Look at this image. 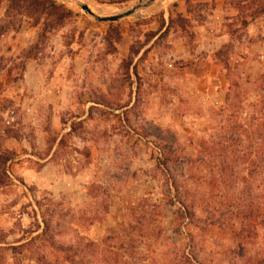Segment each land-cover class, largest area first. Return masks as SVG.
Segmentation results:
<instances>
[{
    "label": "rangeland",
    "instance_id": "374dc122",
    "mask_svg": "<svg viewBox=\"0 0 264 264\" xmlns=\"http://www.w3.org/2000/svg\"><path fill=\"white\" fill-rule=\"evenodd\" d=\"M10 5L0 264H264V0Z\"/></svg>",
    "mask_w": 264,
    "mask_h": 264
},
{
    "label": "water",
    "instance_id": "95a60500",
    "mask_svg": "<svg viewBox=\"0 0 264 264\" xmlns=\"http://www.w3.org/2000/svg\"><path fill=\"white\" fill-rule=\"evenodd\" d=\"M66 2L72 3L78 6L82 11H84L87 15L91 16L95 20L101 23H108V22H118L122 19L134 16L139 9L147 8L149 5L154 3L156 0H151L148 4H139L136 7L131 8L128 11L123 13L112 15V16H101L96 14L88 4L84 3L82 0H64Z\"/></svg>",
    "mask_w": 264,
    "mask_h": 264
},
{
    "label": "trees",
    "instance_id": "16d2710c",
    "mask_svg": "<svg viewBox=\"0 0 264 264\" xmlns=\"http://www.w3.org/2000/svg\"><path fill=\"white\" fill-rule=\"evenodd\" d=\"M51 0H11V5L9 11H31L34 14L41 15L42 11L47 12L52 8H47L46 4H50ZM8 12V14L10 13ZM54 14H56L54 12Z\"/></svg>",
    "mask_w": 264,
    "mask_h": 264
},
{
    "label": "crops",
    "instance_id": "0c3cea01",
    "mask_svg": "<svg viewBox=\"0 0 264 264\" xmlns=\"http://www.w3.org/2000/svg\"><path fill=\"white\" fill-rule=\"evenodd\" d=\"M44 163V166H43V170H51V168L53 167L54 168V164H52L51 162H49V158L42 161Z\"/></svg>",
    "mask_w": 264,
    "mask_h": 264
},
{
    "label": "bare ground",
    "instance_id": "6f19581e",
    "mask_svg": "<svg viewBox=\"0 0 264 264\" xmlns=\"http://www.w3.org/2000/svg\"><path fill=\"white\" fill-rule=\"evenodd\" d=\"M90 8H91L96 14L102 15V13H101L102 11L99 12L100 10L97 11L95 8H93V7H91V6H90ZM105 11H106V10H105ZM105 11H104V12H105ZM121 12H122V11H121ZM105 13H106V12H105ZM108 15L111 16V14H108Z\"/></svg>",
    "mask_w": 264,
    "mask_h": 264
}]
</instances>
